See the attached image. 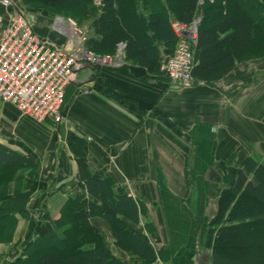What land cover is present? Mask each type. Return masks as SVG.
<instances>
[{"label": "crops", "instance_id": "obj_1", "mask_svg": "<svg viewBox=\"0 0 264 264\" xmlns=\"http://www.w3.org/2000/svg\"><path fill=\"white\" fill-rule=\"evenodd\" d=\"M92 1L99 6L100 0ZM129 2L135 20L168 13L164 0ZM118 3L123 16L122 0ZM15 8L42 42L65 44L51 25L55 17L71 18L20 0H0V31ZM83 32L92 35L89 26ZM157 55L159 61L164 58L162 46ZM76 78L65 88L59 124L36 123L0 103V144L34 166L9 184V194L18 188L30 194L25 214H15L12 242L0 247L20 250L28 235L35 240L53 230L67 201L89 198L77 180L75 147L93 178L107 180L115 194L145 205L147 213L134 227L155 250H163V259L151 264H205L207 224L227 186L226 176L248 157L264 166V57L236 64L215 82L194 80L189 87L127 59L115 68L84 66ZM89 223L114 257L140 264L115 246L101 216Z\"/></svg>", "mask_w": 264, "mask_h": 264}, {"label": "trees", "instance_id": "obj_2", "mask_svg": "<svg viewBox=\"0 0 264 264\" xmlns=\"http://www.w3.org/2000/svg\"><path fill=\"white\" fill-rule=\"evenodd\" d=\"M24 5L62 14L80 26L89 19L92 35L85 47L95 54H113L116 44H125V59L148 71H159L161 62L175 48L170 22L189 23L195 17L196 46L193 50L192 78L211 83L246 60L264 57V0H164L168 13L151 12L135 20L129 0H20ZM168 16V17H167ZM126 27L124 28L123 25ZM149 35V37H148ZM164 58L159 61L157 48ZM77 180L89 198L76 197L65 203L51 232L20 244L21 255L2 264H131L113 256L99 232L89 223L101 216L110 226L115 246L134 255L140 264L163 259L134 226L147 213L142 202L117 195L110 183L93 178L86 161L75 147ZM34 167L21 154L0 144V244L13 240L15 214L24 215L29 192L21 188L9 194V184L23 169ZM216 210L208 221L206 243L210 264H264V166L248 157L241 168L226 176Z\"/></svg>", "mask_w": 264, "mask_h": 264}, {"label": "built area", "instance_id": "obj_3", "mask_svg": "<svg viewBox=\"0 0 264 264\" xmlns=\"http://www.w3.org/2000/svg\"><path fill=\"white\" fill-rule=\"evenodd\" d=\"M211 1L198 0L197 4ZM199 21L195 17L189 23L170 22L175 48L161 62L159 71L172 84L189 87L194 83L191 72ZM52 29L65 38L64 45L42 42L24 13L15 8L0 31V103L13 105L21 116L36 123L62 122L65 88L76 83L77 71L86 64L115 68L125 59L122 42L116 44L113 54L99 55L87 49L86 35L72 20L55 17Z\"/></svg>", "mask_w": 264, "mask_h": 264}, {"label": "rangeland", "instance_id": "obj_4", "mask_svg": "<svg viewBox=\"0 0 264 264\" xmlns=\"http://www.w3.org/2000/svg\"><path fill=\"white\" fill-rule=\"evenodd\" d=\"M29 7L38 9L40 6L38 4H34V5H29ZM89 23L90 22H80V26H78L77 24L76 25L79 27V29L84 31V30H86V26H88ZM206 249L208 250L209 253H208V258H207V256L205 257V259H204L205 262L204 263L205 264H210V261H209L210 250H209L208 246H206ZM21 251H22L21 246H20V250H19V248H17L16 251L15 250L8 251L7 248L0 247V264H2L4 262H9V261L13 260L14 258L19 257L21 255ZM127 254H129V253H127ZM129 256L131 258V254Z\"/></svg>", "mask_w": 264, "mask_h": 264}, {"label": "water", "instance_id": "obj_5", "mask_svg": "<svg viewBox=\"0 0 264 264\" xmlns=\"http://www.w3.org/2000/svg\"><path fill=\"white\" fill-rule=\"evenodd\" d=\"M85 66L92 69V67L90 65H88V64H86Z\"/></svg>", "mask_w": 264, "mask_h": 264}]
</instances>
